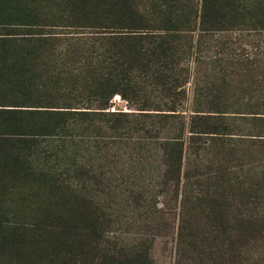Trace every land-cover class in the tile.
I'll use <instances>...</instances> for the list:
<instances>
[{
    "label": "rangeland",
    "instance_id": "374dc122",
    "mask_svg": "<svg viewBox=\"0 0 264 264\" xmlns=\"http://www.w3.org/2000/svg\"><path fill=\"white\" fill-rule=\"evenodd\" d=\"M14 2L0 0V22L19 12L11 9ZM22 2L51 39L35 76L44 106L30 108L121 112L131 129L113 140L101 121L95 123L100 131L80 128L73 147L77 173L62 181L25 179L0 164V227L33 228L72 205L87 223L72 251L0 243V264H50L59 253L66 264H110L113 255L126 264L141 249L150 264H264V10L225 7L224 20L201 30L197 0L196 19L165 33L161 13L170 10V0ZM85 33L169 34L163 76L153 84L142 74L102 95L100 84L116 76L118 60L95 68L76 51L61 60L55 55L71 51L66 38ZM124 50L126 60L130 50ZM175 136L183 151L177 185L161 154L162 143Z\"/></svg>",
    "mask_w": 264,
    "mask_h": 264
},
{
    "label": "trees",
    "instance_id": "16d2710c",
    "mask_svg": "<svg viewBox=\"0 0 264 264\" xmlns=\"http://www.w3.org/2000/svg\"><path fill=\"white\" fill-rule=\"evenodd\" d=\"M196 1L170 0L171 3L168 5L170 10H163L161 13L165 16L163 31L165 33L178 31L183 20H188L187 22L195 20L197 17ZM201 1L198 15L201 30H206L207 28L204 27L211 25L213 20H224L225 7L230 6L229 11H232L234 7L250 11L258 6L264 10V0ZM11 9L19 11L16 15L7 14L9 18L13 17V20L0 22V164L16 171L18 176L25 179L62 181L61 177L67 178L77 173L78 164L73 147L75 146L74 138L78 136L77 131L80 128L82 132L83 130L88 131L90 124L91 132L100 131L101 127L95 123L101 121L110 131V137L113 140H119L123 138L124 132L131 129L126 124L129 121L121 112L104 114L100 111L30 108L44 106L41 99L46 96L43 89L37 86L35 76L37 69L42 66L40 59L46 56L42 51L51 39L43 35L41 24L32 21L36 16L30 15V10L26 9L22 0H16L11 5ZM192 25H195V22H192ZM95 34L100 37H91L90 34L85 33L81 36L66 38L64 41H69L71 51L67 50L63 55L61 53L55 55L61 60L76 51L79 53L76 54L77 57L83 58L89 67L95 68L100 64L106 66L114 64L118 60L116 66L120 69H114L116 76L113 79L107 77L100 84L99 90L102 95L107 96L117 92L124 80L130 83L142 74H148L153 84H156L157 78L163 76L159 69L169 58L164 52L167 39L171 37L169 34L163 36L143 34L133 37L108 33ZM109 45L116 48L114 53L110 52ZM124 49L130 50L126 60ZM175 76L174 80H178L180 74L177 72ZM99 104L104 105L105 103L99 102ZM140 114H144L139 115L140 117L146 116V113ZM121 118L125 120L122 121ZM79 122H86L88 126L82 128ZM152 132L154 131L151 129L143 130L149 138H153L152 135L155 133ZM95 136L100 135L96 133L93 137ZM170 138L161 145V154L164 156L162 161L166 167L165 174L174 179L177 185L180 179L183 151L176 136ZM40 146L43 147L42 150ZM38 154L43 158L47 157L50 163L40 161ZM37 159L41 167L35 164ZM59 168L61 171H56ZM81 224L86 225L87 223L78 219L73 205L69 208L64 206L44 216L39 223L32 224L33 228H24L20 225L12 227L11 224L10 227H0V243L11 245L15 243V248L31 243L47 247L50 245L64 246L72 251L76 243L81 241L78 239L79 230L86 229ZM261 231L263 230H255L254 234L259 237ZM53 256V260L58 258L59 260L56 262L50 260V264H66L64 260L62 262L64 257L62 253ZM128 256L131 257L126 258V264H150L144 249L136 253L131 252ZM110 258V264L122 263L119 256L113 255Z\"/></svg>",
    "mask_w": 264,
    "mask_h": 264
}]
</instances>
